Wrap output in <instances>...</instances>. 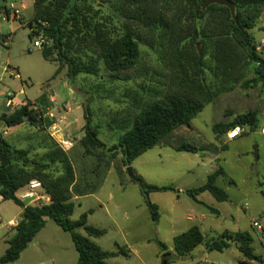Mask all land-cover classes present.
I'll return each mask as SVG.
<instances>
[{
    "label": "rangeland",
    "instance_id": "1",
    "mask_svg": "<svg viewBox=\"0 0 264 264\" xmlns=\"http://www.w3.org/2000/svg\"><path fill=\"white\" fill-rule=\"evenodd\" d=\"M13 1L17 3V0H0V34L9 37L8 44L0 42L1 82L9 83L16 97L15 102L19 105L27 99L55 96L59 105L46 96L42 101V110L47 112L57 106L54 119L59 124L60 132L52 136L50 130L42 132L25 122L21 130L14 131L8 141L17 147L30 148L31 156L38 158L36 154L45 150L40 144L47 142V134L58 146L60 144L56 137L61 135V140H71L74 144L71 151H65L71 156L79 178L89 177L95 183L103 170L107 172L98 192L74 199L75 209L71 219L77 220L83 213L92 210L88 214V224L106 232L91 239L104 250L127 249V255L121 253L118 258H109L108 262L240 264L244 256L236 245L223 251H210L202 245L191 255L172 258L169 248H174V237L194 225L201 228L208 240L218 237L224 230L248 231L255 238L253 247L256 254L264 260V133L261 130L264 125V91L261 90V84L244 86V82H240L230 90L221 92L189 125L176 129L132 162L135 175L144 182L170 188L149 192V199L157 205L159 212V218L154 220L139 182L130 176L128 168L123 165V154L116 145L123 133L118 128L119 124L131 119L145 102L179 88L185 77L184 70L172 59L166 40L162 35L153 34L150 45L140 43L139 62L127 72V80L111 81L101 65L99 76L80 73L73 82L68 77L66 63H62L61 71L56 74L59 63L45 59L42 47L33 45L37 36L30 38L32 32L28 26L34 12L32 4L28 2L20 18L9 21L2 18V9ZM104 7V14H111L109 8L106 5ZM108 26L113 27L110 22ZM251 31L258 40L264 39V12ZM261 50L257 49L264 57ZM82 56L83 62L89 61L83 53ZM4 67H9L17 76L4 72ZM254 76L255 72L251 70L246 79ZM73 84L88 91V103L92 111L90 118L92 124L98 126L99 137L105 142L106 150L88 151L82 145L88 119L82 98L72 92ZM22 87L26 89V95L19 93ZM63 104L70 105L71 109L63 110ZM257 108L263 114L258 130L251 131L244 127L233 138L229 137L232 130L220 137L214 133L215 123L232 121L236 115ZM7 109L13 107L8 106ZM61 118L63 120L60 123L58 119ZM27 134L28 141L22 140V136ZM183 142L204 150L197 153L176 150L175 147ZM225 146L228 147L225 149ZM255 146H258L259 151L258 167L253 156ZM115 147L117 149L109 151ZM114 151L118 153L112 155ZM219 166L224 167L227 175L220 177L217 184L227 190L229 199L211 202L214 200L213 195L205 192L201 199L207 204L194 201L186 190L204 184L208 175ZM24 191L21 189L18 193ZM20 212L21 207L12 200L0 201V256L6 248L3 234L10 236L15 229L8 222L12 218L19 220ZM259 223L263 224L262 230L257 228ZM80 232L85 234L84 230ZM160 242L167 248L163 249ZM173 252L176 255L175 249ZM77 261L78 253L70 233L48 218L46 225L22 253L21 259L14 264H77ZM258 264H264V261Z\"/></svg>",
    "mask_w": 264,
    "mask_h": 264
},
{
    "label": "trees",
    "instance_id": "2",
    "mask_svg": "<svg viewBox=\"0 0 264 264\" xmlns=\"http://www.w3.org/2000/svg\"><path fill=\"white\" fill-rule=\"evenodd\" d=\"M229 1L236 8V19L225 5L214 3L203 10L205 0H35L34 16L28 26L32 29L30 38L44 33L49 43L43 45L42 55L59 63L56 74L61 71L62 63H66L68 77L73 82L80 73L99 76L101 65L111 81L127 80V72L139 62L140 43L150 45L153 34L162 35L166 40L172 59L184 70L185 77L179 88L145 102L131 119L118 125L123 133L116 146L123 154V165L128 168L137 157L176 129L189 125L207 104L233 85L260 83L264 91V57L257 51L251 31L264 12V0ZM104 5L111 14H104ZM108 22L113 27L108 26ZM82 53L89 61L83 62ZM251 70L255 76L246 79ZM213 80L218 82L213 83ZM45 97L34 102L26 100L12 113L1 114L0 125L12 127L27 122L45 132V125L53 122L41 109ZM91 114V108L88 112L85 110L88 120L81 143L88 151L106 150L98 126L92 124ZM261 121L260 109H251L236 115L232 121L215 123L213 131L218 137L237 126L255 131ZM45 140L47 142L40 144L44 152L33 158L30 148L14 146L0 134V196L23 209L15 233L7 240L8 246L0 256V264L16 262L48 218L70 233L78 253L77 264H109V258L121 253L127 255L124 247L108 251L91 239L106 232L88 224L92 210L77 220L71 219L74 197L98 192L107 172L103 170L95 183L89 177L79 178L69 153L49 134ZM175 149L190 153L204 150L186 142ZM118 151L111 154L116 155ZM226 175L224 167L219 166L203 185L187 189L186 193L196 201L203 192L211 193L218 201H226L229 199L227 190L217 184L218 179ZM33 180L41 182L42 189L50 196L48 202L38 200L25 204L18 196ZM141 181L145 201L153 219L157 220L158 207L149 199V192L170 188ZM254 241L248 231H224L208 240L201 228L194 225L174 237V248L176 257H180L190 255L200 245L210 251H223L236 245L244 256L240 264H258L264 260L256 254ZM160 245L167 248L163 242Z\"/></svg>",
    "mask_w": 264,
    "mask_h": 264
},
{
    "label": "built area",
    "instance_id": "3",
    "mask_svg": "<svg viewBox=\"0 0 264 264\" xmlns=\"http://www.w3.org/2000/svg\"><path fill=\"white\" fill-rule=\"evenodd\" d=\"M24 9H25V5L23 3L20 4V5H17V3H15V2H11V3L7 4V5H5L4 8L2 9V11H1L2 12V18L5 19V20H11V19L20 18L21 14H22V11ZM35 36H37V39H35L34 42H33V45L35 47H43V45L45 43H49L48 40L46 39V37L44 36L43 32H40L39 34H36ZM8 39H9V37H5V36L3 37L0 34V42L2 41L3 44H8ZM257 49H261V48L257 47ZM10 74L11 75L14 74L15 76H17V74L13 70L10 71ZM52 102H54L56 105H59L57 100H55V99H52ZM7 105L9 107H13V109L18 107V104L15 102V95L14 94H12V93L9 94V96L7 98ZM62 106H63L62 107L63 109H65V110L67 109V111L70 110V106H68L67 104L62 105ZM56 108H57V106L44 113L45 117H49V118H51L53 120V122L50 125H45L46 129L50 130V132H51L50 134L52 136H54L55 133L57 134V133L60 132L59 124L54 119L56 117V115H55V109ZM243 129H244V127H241V126L235 127L232 130V132H230L229 137L233 138V137L239 135ZM56 140L58 141V143L60 144V147L63 150H67V149L73 147V145H74L71 140H61V135H58L56 137ZM39 187H42V184H41V182L39 180L31 181L29 183V185H28L27 192L24 194V196L22 198L31 197V198H35L36 200L42 199L41 197H39V195L35 191V189L39 188ZM17 223H18L17 221H11L9 224L13 225V226H16ZM262 227H263L262 223H259L257 225V228L259 230H262Z\"/></svg>",
    "mask_w": 264,
    "mask_h": 264
},
{
    "label": "crops",
    "instance_id": "4",
    "mask_svg": "<svg viewBox=\"0 0 264 264\" xmlns=\"http://www.w3.org/2000/svg\"><path fill=\"white\" fill-rule=\"evenodd\" d=\"M34 1L35 0H17V3L20 5V4H24L25 5V9L27 8V6H28V2H29V4H32L33 5V7H34ZM13 2H15V1H13ZM16 3V2H15ZM24 9V10H25ZM262 15V14H261ZM33 16H34V12H33V15H32V19H33ZM9 21V20H8ZM255 40H256V45H257V47L258 48H261L262 50L261 51H263V53H264V39H261V40H258L256 37H255ZM10 69H9V67H4V72H9L10 73ZM3 74V73H2ZM2 74H0V115L1 114H3V113H7V114H10V113H12L13 111H14V109H10V110H8L7 109V107H8V105H7V98H8V96H9V94H11V93H13V91L9 88V83H7V84H3V82H1V81H3V76H2ZM19 76V75H18ZM19 93L20 94H25L26 95V89L25 88H20V90H19ZM1 96H3V98H5V99H3V98H1ZM46 96H49V98H52V99H55V100H57L56 99V97L55 96H51L50 97V95H46ZM16 98V97H15ZM39 98V97H38ZM38 98H36V99H34V100H31V99H27V100H31V101H36ZM17 102V101H16ZM57 102H58V100H57ZM23 103V102H22ZM21 103V104H22ZM42 104H43V102H41ZM59 104V103H58ZM63 105H65V104H63ZM68 105V104H67ZM18 106H19V104H18ZM70 106V105H69ZM17 108V107H16ZM42 109V108H41ZM70 109H71V107H70ZM64 110V109H63ZM70 113V112H69ZM262 116H263V114H262ZM59 121H60V123H61V121L63 120V118H61V119H58ZM24 124H20V125H16V126H12V127H4V126H1L0 125V134H2V136L6 139V140H8V138L13 134V132L14 131H16V132H19L20 130H21V127L23 126ZM262 132L264 133V125H263V127H262ZM29 135L27 134V135H25V136H22V140H26V141H28V137ZM12 144V143H11ZM13 145V144H12ZM15 146V145H14ZM74 146V145H73ZM73 148L71 147V148H69L68 149V151H71ZM221 150V149H220ZM219 150V151H220ZM219 153V152H218ZM214 154H217V153H214ZM203 185V184H202ZM201 186V185H200ZM196 188V187H195ZM25 189V191L22 193V194H19L18 193V196L21 198V200L25 203V204H34L35 202H37L38 200H36L35 198H31V197H27V198H22L23 196H24V194L27 192V190H28V187H26V188H24ZM189 189V188H188ZM35 191L37 192V194L39 195V197H41L45 202H48L49 200H50V196L48 195V194H46L45 192H44V190L42 189V187H39V188H36L35 189ZM182 190L180 189V192H181ZM203 194H205V192H203V193H201V194H199L198 196H197V198H198V200L199 201H196V200H194V201H196V202H198V203H200V202H202V204H207L205 201H203L201 198V195H203ZM78 196H76V197H74V199L75 198H77ZM81 197V196H80ZM42 199H40L41 201H42ZM213 199L214 200H212L211 202H213V201H216L217 199L213 196ZM216 199V200H215ZM1 200H3L2 199V197L0 196V201ZM218 201V200H217ZM215 209V208H214ZM216 210V212H219L217 209H215ZM22 211H23V209L21 208V212H20V216H21V214H22ZM13 220H17V222L19 221L18 219H10L9 220V222H8V224L11 222V221H13ZM15 227V226H14ZM224 231H230V230H224ZM223 231V232H224ZM13 234L15 233V229H13ZM223 232H221V233H223ZM231 232H237V231H231ZM5 233V232H4ZM12 234V235H13ZM11 234H10V236L8 235V236H5V234H3V239H4V242L6 243V248H7V246H8V243H7V240L9 239V238H11V236H12ZM199 247H202V245H200V246H198L196 249H198ZM6 248H5V250H6ZM175 248H173L172 246L169 248V252H171L173 255H175L174 254V252H173V250H174ZM110 251H113V250H110ZM118 251V250H117ZM176 251V250H175ZM23 253V252H22ZM191 255V254H190ZM21 256H22V254H21ZM21 256H20V258L16 261V262H18L20 259H21ZM115 258H118V255L116 256V257H113V259H115ZM175 258H177L176 257V255H175ZM243 259V258H242ZM108 261V260H107ZM15 263V262H14ZM14 263H10V264H14ZM109 264H110V262H108Z\"/></svg>",
    "mask_w": 264,
    "mask_h": 264
},
{
    "label": "water",
    "instance_id": "5",
    "mask_svg": "<svg viewBox=\"0 0 264 264\" xmlns=\"http://www.w3.org/2000/svg\"><path fill=\"white\" fill-rule=\"evenodd\" d=\"M220 4V5H225V6H228L231 10V13H232V16L236 19V8L234 6V4L232 2H230L229 0H205V2L203 3V6H202V9L205 10L206 8H208L211 4ZM72 92L76 93L77 95H79L82 100H83V103H84V108L85 110L88 112L89 110V103H88V97H87V94L86 92H84L77 84H73L72 85ZM114 149H117V147L115 148H110L109 151H113ZM253 156H254V159H255V166H257V162L259 160V151H258V146H255L254 149H253ZM128 171H129V174L130 176L137 182H139L140 186L143 187L144 184L143 182L141 181L140 178H138L134 171H133V168L131 166L128 167ZM262 196H263V199H264V192L262 193ZM172 258H175V255L172 254Z\"/></svg>",
    "mask_w": 264,
    "mask_h": 264
}]
</instances>
